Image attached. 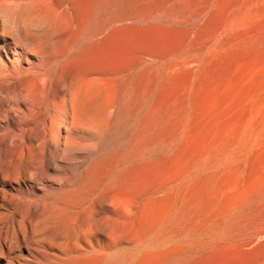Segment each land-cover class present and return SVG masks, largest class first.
<instances>
[{
  "label": "bare ground",
  "instance_id": "6f19581e",
  "mask_svg": "<svg viewBox=\"0 0 264 264\" xmlns=\"http://www.w3.org/2000/svg\"><path fill=\"white\" fill-rule=\"evenodd\" d=\"M154 6L0 0V182L17 217L0 236L6 264L17 248L47 247L59 264L126 263L111 247L147 215L159 149L164 163L172 155L169 138L158 143ZM64 186L77 201H47ZM70 209L84 211L96 242L47 245Z\"/></svg>",
  "mask_w": 264,
  "mask_h": 264
},
{
  "label": "rangeland",
  "instance_id": "374dc122",
  "mask_svg": "<svg viewBox=\"0 0 264 264\" xmlns=\"http://www.w3.org/2000/svg\"><path fill=\"white\" fill-rule=\"evenodd\" d=\"M154 12L158 143L169 138L172 155L159 149L147 215L111 249L125 264H264V0H155ZM2 188L0 236L17 219ZM72 191L47 201H77ZM70 210L47 245L96 242ZM47 248H17L13 263L59 264Z\"/></svg>",
  "mask_w": 264,
  "mask_h": 264
}]
</instances>
